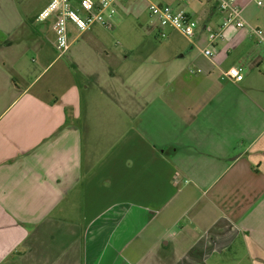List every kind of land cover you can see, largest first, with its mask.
<instances>
[{"label": "crops", "instance_id": "0c3cea01", "mask_svg": "<svg viewBox=\"0 0 264 264\" xmlns=\"http://www.w3.org/2000/svg\"><path fill=\"white\" fill-rule=\"evenodd\" d=\"M50 1L0 0V264H264L263 47L228 27L185 70L71 24L61 56Z\"/></svg>", "mask_w": 264, "mask_h": 264}, {"label": "built area", "instance_id": "2783aa9c", "mask_svg": "<svg viewBox=\"0 0 264 264\" xmlns=\"http://www.w3.org/2000/svg\"><path fill=\"white\" fill-rule=\"evenodd\" d=\"M74 0H51L39 13L40 21L54 19L55 48L59 55H64L70 48L71 41L69 35V26L72 24L80 33L91 30L96 25L112 29L113 16L116 13V4L127 0H95L96 7L82 12L74 5ZM149 2L150 16L159 22L160 29L170 28L192 39L201 28L198 19L188 14L184 10L158 3L153 0ZM200 2L214 3L218 11L222 14V23L217 29L205 27L206 46L202 53L206 58L213 59L216 54L217 41L224 36V30L228 27L236 29H248L257 44L263 47L264 58V32L259 28L251 26L245 19L243 9L239 0H197ZM258 5H262V0H255ZM221 79L240 82L244 79L243 71L238 67H230L221 74Z\"/></svg>", "mask_w": 264, "mask_h": 264}, {"label": "rangeland", "instance_id": "374dc122", "mask_svg": "<svg viewBox=\"0 0 264 264\" xmlns=\"http://www.w3.org/2000/svg\"><path fill=\"white\" fill-rule=\"evenodd\" d=\"M42 2L44 0H35ZM168 4L175 9H184L188 13L193 12L195 17H200L202 22H207L209 17L215 18V28L222 20V14L213 10V4L200 2L197 0H153ZM81 2V4H80ZM91 3H96L95 0H78L75 6L79 8L89 6ZM76 6V7H77ZM114 27L112 29L105 28L100 25L94 26L91 30L101 36L104 45H107L113 51H121L122 49H130L131 57L136 61L145 60L150 56V59L160 61L161 58H176L179 55L185 54L181 58V63L184 64V69L188 70L192 65L203 60V55L200 49L205 43L203 37L198 35L192 39V42L179 34L173 29H160L159 22L150 16L149 2L147 0H127L116 4V13L113 16ZM44 40V38H41ZM194 45V48L191 46ZM200 48V49H199ZM36 56L29 55V60L32 62ZM114 63V62H113ZM51 69L50 72H52ZM47 73L46 75L50 74ZM39 78L37 82L44 81V77Z\"/></svg>", "mask_w": 264, "mask_h": 264}]
</instances>
